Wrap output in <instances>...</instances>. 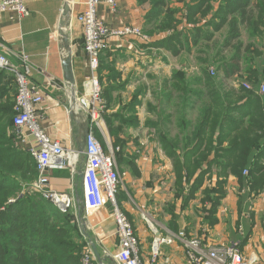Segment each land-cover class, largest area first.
Segmentation results:
<instances>
[{
	"label": "trees",
	"instance_id": "trees-1",
	"mask_svg": "<svg viewBox=\"0 0 264 264\" xmlns=\"http://www.w3.org/2000/svg\"><path fill=\"white\" fill-rule=\"evenodd\" d=\"M137 1L150 5L147 35L172 31L155 46L174 56L194 50L200 54L197 74L188 77L177 69L163 86L166 102L174 109L177 99L178 111L174 116L166 113L163 133L157 138L172 160L182 208L199 198L205 221L215 226L231 177L253 198L264 194V95L258 92L264 79V51L259 53L250 43L263 38L264 0ZM183 25L192 27L179 29ZM224 29L226 36L212 57L221 62L211 76L212 44ZM244 34L248 44L242 40ZM240 74L249 88L224 87L225 81ZM16 94L15 77L0 70V264H83L85 236L75 223L82 208L63 213L29 188L38 172L31 153L16 145ZM173 229H178L175 223Z\"/></svg>",
	"mask_w": 264,
	"mask_h": 264
},
{
	"label": "crops",
	"instance_id": "crops-1",
	"mask_svg": "<svg viewBox=\"0 0 264 264\" xmlns=\"http://www.w3.org/2000/svg\"><path fill=\"white\" fill-rule=\"evenodd\" d=\"M26 3L30 12L28 17L20 18L17 14L10 12L0 16V53L4 54L8 61L18 68H21L24 62H29L32 65L30 76L32 86L45 99L38 108L41 127L52 139L59 140L66 150L78 152L81 136L91 127L89 105L86 99L81 96L90 75L84 49L83 29L76 20L77 15L82 11V6L78 0H26ZM66 4H69L72 10L71 27L65 32L69 35L71 45L75 86L70 85L65 78L63 67L65 53L61 47L63 43L59 34L63 9ZM117 5L115 11L105 5L99 7L98 16L108 28L115 30L124 26H136L147 35L145 17L150 10V5H139L137 0H117ZM182 7L181 5L180 8L182 9ZM147 36L151 37L149 43L136 38L111 37L108 48L102 52L100 59V80L105 86L108 103V112L104 117L103 126L113 129L116 122L122 124L120 127L126 129L128 134L126 137L123 134H117L115 139L123 140L122 143L125 145L123 148H127L128 153L136 150L134 144L140 145L137 143V139L133 138L134 132L132 133V131H149L144 136V141L146 140L147 144H150L151 138L155 137L153 129L150 130L145 127L144 122L140 119L143 116L146 117L148 109L150 113L148 111L147 117H151V113L156 117L154 108L151 110L152 107L149 105L151 103H148L151 98L147 86L149 87L150 78H154L150 75L151 71L155 73L158 72V69L159 72L163 73L164 71L165 75L170 74V77L168 76L170 79L173 72L179 68L163 64L161 61L163 53L175 58L183 54L174 56L170 51L154 45L157 41L162 40L166 34L160 37L159 35ZM237 77L228 80L230 85L235 83ZM168 79L164 81L163 86ZM261 83L262 81L258 87ZM12 87L16 91L15 84ZM164 104H166L167 109L165 106L163 107V116H166L170 106H167V102ZM133 118L135 126L133 124L128 125V119ZM130 129H132L131 133L129 132ZM106 131L104 129L102 134V131L97 129L96 136L108 153L110 148L107 147L103 138L110 137L109 132ZM110 139L113 140L111 137ZM35 144L36 141L30 137L25 142H16L20 149L28 152ZM80 157L82 162L77 165L76 171L65 169L50 173L49 189L61 194H71L74 189L79 190L82 193V206H84L81 173L85 167L86 157L84 153H80ZM130 163L131 161L127 160L123 164ZM117 164L119 165L118 161ZM150 164L153 163L150 162ZM150 164L146 158L137 160L134 165L137 166L139 172L134 176L127 174L126 179H124L132 192L131 196L129 192L125 193L126 197L123 195L125 198L123 204L127 211L125 214L128 216L139 241L140 258L145 264H189L186 258L187 249L177 234L185 231L187 238L197 237V225L194 224L192 218L193 207H196L197 204L194 205L195 201H192L184 209L182 208V200L176 198V178L173 163L166 155L164 148L163 179L159 176V169H153ZM160 181L167 182V184L163 183V201L170 197V201H165L163 208V210L166 209L167 215L161 216L158 214V209L154 210L157 216L153 215L152 212L145 215L138 210V206L137 208L132 207L129 201L137 200L133 203L137 205L141 195H144L145 201L157 198L158 195L148 191L143 192V189L145 190L146 185L151 187V185L156 184L158 186ZM138 184L145 187H138ZM230 190H233V195L227 194L221 209L229 200H232L230 205L233 207L234 219L237 221V226L241 225L240 228L238 227L239 231L235 237H232L231 234L228 237L233 242L241 244V250L246 258L252 255L258 256L256 254L258 253L260 256L258 257L264 261V194L253 198L249 189L241 188L238 180L233 177L229 179L227 185V191L230 192ZM125 202L127 203L125 204ZM170 208L171 212L169 213L168 209ZM260 213L262 214L261 219L259 218ZM173 222L176 224L177 230L173 229ZM75 223L85 236L86 250L84 255L89 250L93 253L92 264H120L115 259L119 252L120 243L110 207L106 206L90 217H86L84 212L79 217L76 214ZM216 230L218 229L216 228ZM157 237L166 239L168 243L161 246L160 255L154 259L152 243ZM242 241L243 243H241ZM233 242L231 241V243ZM218 244L209 240L205 245L218 246ZM93 246L96 247L99 258L95 254Z\"/></svg>",
	"mask_w": 264,
	"mask_h": 264
},
{
	"label": "built area",
	"instance_id": "built-area-1",
	"mask_svg": "<svg viewBox=\"0 0 264 264\" xmlns=\"http://www.w3.org/2000/svg\"><path fill=\"white\" fill-rule=\"evenodd\" d=\"M82 11L76 20L82 26L84 36V49L89 66V79L84 93L85 99L89 98L91 127L86 137L84 155L86 163L83 170V212L90 217L111 204L112 216L117 226L119 239V252L115 259L120 264H145L139 253V241L135 235L128 217L121 213L117 205V193L119 186L118 164L112 149L108 153L103 148L96 136V130L102 127L100 112L102 106V91L99 77L100 59L102 52L108 48L111 37L128 39L136 38L150 42L139 27L124 26L110 30L106 23L98 16L99 7L105 5L115 11L118 7L117 0H78ZM15 13L20 18L30 15L26 0H0V16L3 13ZM0 70L15 77L17 94L15 96L13 121L14 131L18 141L34 139L36 144L30 153L36 162L38 178L33 183L35 192L50 201L63 213L72 209V199L69 194H61L49 189L50 173L74 168L79 157L78 152L68 151L59 140L52 139L41 127V118L38 108L44 103V96L33 88L30 76L32 65L24 62L21 68L11 64L7 57L0 53ZM214 75L215 73H211ZM249 88L248 85H245ZM260 95H264V79L258 87ZM87 97V98H86ZM89 105V106H90ZM99 113V114H98ZM72 171H74L72 169ZM244 171V175H248ZM177 237L185 244L186 258L189 264H264L258 256L252 255L246 258L241 250L239 242H233L228 246H206L204 241L192 237L187 238L185 231L177 234ZM168 243L166 239L157 237L152 243V256L156 259L161 253V246ZM93 253L86 252L83 264H92Z\"/></svg>",
	"mask_w": 264,
	"mask_h": 264
},
{
	"label": "rangeland",
	"instance_id": "rangeland-1",
	"mask_svg": "<svg viewBox=\"0 0 264 264\" xmlns=\"http://www.w3.org/2000/svg\"><path fill=\"white\" fill-rule=\"evenodd\" d=\"M181 19V18H180ZM184 24V23H183ZM187 27L180 26L179 29H186V28H191L192 26H188ZM263 32V38L262 39H256L252 42H250L248 40V34H244V36L242 37V40L244 42V44H248L249 42L252 43V45L254 46V49L259 51H264V29L261 30ZM227 30H222L221 33L216 34V44H212V50L210 52V63L208 65V69H209V73L211 76H215L212 75L211 73H217V67L219 65V63L221 62V59L219 57V60L217 58V61H215L212 57L215 56V54L218 52V50L220 49V46L222 44V41L224 40V37L226 36ZM147 34V33H146ZM166 36L171 35V32L165 33ZM155 35H159V37L163 34H154ZM157 37V36H156ZM151 38V37H150ZM163 38V37H161ZM229 54V51H227V54H225V52L222 54V56L225 58H227ZM200 56V54L194 50L191 54H188L186 52H183V54L180 55V57L175 58L172 57L171 55L168 56L167 53H163V59L161 60L163 64H169L172 65L174 67L179 68L180 70L182 69L183 71H185L187 73L188 77H192L193 75L197 74L199 69H200V64L199 61L197 59V57ZM202 57H205L202 56ZM207 58V57H205ZM208 59V58H207ZM243 67H245V64L242 65ZM158 72L155 73L153 71H151L150 75H152L154 78H150V84L148 88V92L150 95L151 100L148 103H151L149 105H151V110L156 109L155 113H156V117L151 113V117H147L148 116V111L146 112L147 115L146 117L143 116L142 118H140L142 120L143 125L145 127H148L150 130L153 129V133H155V137H152L151 140L149 141V138H147V140L149 141L150 144H147V141H144V136L148 134L149 131H143L141 132V130H137V131H132L133 133V138H136L137 143H139L140 145H136L134 144L135 147V151H130V153L127 152V148H123L125 145L122 143L123 140H118L115 139V135L117 134H123L125 137L128 134V131L126 129H122L120 126L122 125L120 122H116L115 123V128L113 129H108L107 127L105 128V126H103V120L105 119L104 117L107 115L108 112V103H107V95L105 94V86L102 83V80H100V84H101V97H102V106L103 109L100 112V116L102 119V129H101V133L103 134L104 129L107 130L106 132H109L110 137L113 139L111 140L110 137L106 136L103 137L104 140L107 143V147H109L110 149H112L113 154L115 155L116 159H118L119 162V167H118V173H119V177H120V181H119V186H118V193H117V205L118 208L120 210L121 213L125 214L127 213L126 208L124 207L123 204V195L126 197L125 193L129 192L130 196H131V191L129 190V185L126 184L125 180L126 179V175L130 174V175H136L139 170L137 168V166L134 165V163L137 162V160L140 159H144L146 158L147 161L151 163H153L152 165L150 164L151 167H153V169L157 168L159 169V176L161 179H163V148L159 141V138H157L161 132L163 133V123H162V119H163V107L166 105L164 103H166L164 94H163V83L166 79H168L170 77V74L167 76L165 75V72H159V69L157 70ZM172 77V76H171ZM225 88L226 89H231L232 87L237 88V87H241L242 85H249L246 82V78L242 77L241 75L237 77L236 82L233 83L232 85H230L229 81H225ZM200 88V86H199ZM245 88V86H244ZM84 93V91H83ZM82 97L85 98L86 95H81ZM87 98V97H86ZM87 101L89 100V98L86 99ZM89 102V101H88ZM147 103V104H148ZM146 104L147 108L148 105ZM90 105V103H89ZM178 105L177 99L172 102V107H174V109H171V104L169 102H167V106H170L167 110V113H169L170 115H175L177 113L178 110H176V106ZM166 107V106H165ZM89 109H91L92 111V106H89ZM167 109V107H166ZM170 111V112H168ZM150 113V111H149ZM99 114V113H98ZM175 117H173L172 121H175ZM128 125L129 124H133L134 125V118L133 119H128ZM153 122V123H158L159 127H153L152 125H150L148 122ZM127 124V123H125ZM127 125V126H128ZM131 130H129V132L131 133ZM174 133V130H173ZM101 134V135H102ZM110 140V141H109ZM113 141V142H112ZM110 143V144H109ZM136 143V142H135ZM112 144V145H111ZM161 146V147H160ZM139 147V148H138ZM123 159V160H122ZM121 160V161H119ZM131 161L130 164H123L126 161ZM82 162V158L78 157L77 160V165H79ZM77 165L74 168H71L70 170H74L76 171L77 169ZM134 165V166H133ZM150 167V168H151ZM149 168V169H150ZM76 175V173H75ZM163 183L167 184L166 181H160V185H151V187H149L148 185H146V187L142 184H138L139 186H144L145 190L143 189V192L148 191L149 193H153L154 195H158L157 198L151 199V200H146L144 199V195L140 196V201L137 203V205L133 204L136 201H129V203L132 205L133 208H137V206L139 207V211L143 212L145 215L150 214L151 212L153 213V215L157 216V214H155L154 210L158 209L159 213L161 216H163V214L167 215L166 213V209L163 210L164 208V204L165 201L169 202L170 201V197L163 201ZM207 186V183L205 185V187ZM30 189H34L33 185H30L29 187ZM127 189V190H125ZM233 190H230V192H228L229 196H232ZM71 196L72 199V209L68 210V212H74V211H78L82 208L83 211V206H82V193L76 189H74L71 194H69ZM127 199V198H126ZM230 202H232V200H229L223 209H221V207L219 208L218 212H217V222L215 224V226H210L204 219V215L206 214L205 212H202L203 210H201V205H200V200L199 198L195 201L194 205L197 204L196 207H193V211H192V218L194 220V224L197 225V237L201 240L204 241V243L206 244L207 241H215L216 243H219L218 246L219 247H224V246H228L231 241L233 242V240H230V234L232 237H235V234H237V232L239 231V226H237V221H235L234 216H233V207L230 205ZM127 202H125L126 204ZM108 207H110L113 210V207L111 206V204H107ZM223 205V203H222ZM254 206V204H253ZM189 210L191 211L190 207H188ZM221 209V211H220ZM262 210V209H261ZM169 213L171 212V208L168 209ZM150 212V213H149ZM241 214V213H240ZM126 215V214H125ZM260 219L262 217V214L260 213ZM126 217H128L126 215ZM160 219V218H159ZM162 221V220H161ZM159 221V222H161ZM163 222V221H162ZM164 223V222H163ZM239 227V228H238ZM218 229L215 231V229ZM246 232V231H245ZM229 235V237H228ZM246 235V234H245ZM232 239V238H231ZM242 253H244L242 251ZM258 256L259 254L256 253ZM244 256H246L245 254H243ZM260 257V256H259Z\"/></svg>",
	"mask_w": 264,
	"mask_h": 264
},
{
	"label": "water",
	"instance_id": "water-1",
	"mask_svg": "<svg viewBox=\"0 0 264 264\" xmlns=\"http://www.w3.org/2000/svg\"><path fill=\"white\" fill-rule=\"evenodd\" d=\"M71 13H72V10H71L69 4H66L64 9H63V15H62V19L60 22L59 34H60L61 41L63 43L61 45V47L63 48L64 53H65V55L63 57V67H64V72H65V78H66V81L70 85L75 86V79H74L73 66H72L71 45L69 42V35H68V33L65 32L68 29H70V27H71ZM87 134H88V131L85 132L80 138V150L78 151L79 154L84 153L83 148H84L85 143H86ZM81 178H83V173H81ZM93 249H94L97 257L99 258V255L97 254L96 247L93 246Z\"/></svg>",
	"mask_w": 264,
	"mask_h": 264
}]
</instances>
